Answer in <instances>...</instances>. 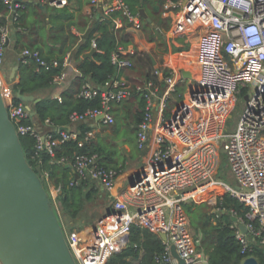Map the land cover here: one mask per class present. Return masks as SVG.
<instances>
[{
	"label": "built area",
	"instance_id": "built-area-1",
	"mask_svg": "<svg viewBox=\"0 0 264 264\" xmlns=\"http://www.w3.org/2000/svg\"><path fill=\"white\" fill-rule=\"evenodd\" d=\"M25 1L4 0L8 9L0 12L2 81L1 72L12 34L15 30H24L19 21L21 11L26 9ZM27 1L54 8H66L71 3L70 0ZM181 6L182 9L175 11ZM90 9L93 16L100 11L105 15L119 12L115 18L117 29L123 27L122 19L131 23L135 33L143 29L142 16L133 12L127 0H91ZM166 10L171 12L169 16L175 25L172 33L191 31L198 39V72L169 119L165 117L166 109L177 92V85L184 79L182 69L176 66L164 75L163 91L153 80L143 85L132 84L117 76L99 85L85 77L76 96L85 100L100 99V106L71 114L70 131L62 130L50 118L43 122L33 119L26 103L14 102V96L0 81L2 93L5 89L10 95L11 103L6 106L16 132L19 137L30 136L36 140L34 156L38 159L43 153L54 157L55 148L69 141H77L84 148L97 138V125L115 124L114 105L135 94L147 99L145 116L137 130V143L140 150L149 148L150 155L142 170L130 180L124 195L113 197L107 226L94 232L92 248L82 258L76 252L79 240L70 238V250L81 264H106L129 243L133 224L151 230L160 238L162 233L167 235V241L162 240L165 250L157 258L158 264H180L172 254V245L185 264H209L208 255L198 250V239L186 210V205L192 202L209 203L215 223L224 213L237 217L238 221L233 224L243 254L251 253L255 245L264 246V0H168ZM12 23L16 24L15 30ZM32 60L47 70L61 65L58 59L45 60L38 50L23 49L21 62L28 64ZM69 60L70 54L65 57L63 68ZM112 61L119 70L133 65L125 58L123 48L114 52ZM161 74L157 70L156 75ZM238 103H245V107L231 132L228 121ZM80 123L90 128L86 131L72 128ZM222 146L234 183L216 178ZM53 161L71 167L74 173L71 185L88 181L110 192L120 175L116 168L105 166L97 152H75ZM42 176L50 180L48 171ZM60 189L53 188L54 197ZM222 190L247 206L259 219V225L238 216L234 209H224ZM241 224L246 226L247 233L241 230Z\"/></svg>",
	"mask_w": 264,
	"mask_h": 264
},
{
	"label": "trees",
	"instance_id": "trees-1",
	"mask_svg": "<svg viewBox=\"0 0 264 264\" xmlns=\"http://www.w3.org/2000/svg\"><path fill=\"white\" fill-rule=\"evenodd\" d=\"M166 1L167 0H127L134 13H140V9L145 8L152 19L151 22H148L142 18L145 29L151 30L148 37L150 42H154L157 34L162 36L161 27L164 26L166 29L170 27L169 23L164 24L166 18L161 15ZM173 1L177 2L179 0ZM161 7L163 10L160 9ZM7 9L8 7L4 3V0H0V12L5 13ZM64 9L67 11L63 18L72 19L73 13L71 10L68 7ZM118 15H120L119 12L107 16L104 15V19H101L100 16L95 21L96 28L91 36L86 39L84 38L86 46H80L79 54L93 48L92 41L95 39V34L99 33V36L96 37V51L93 57L84 58L79 65V69L83 74V77H80L78 80L79 88L85 77H89L96 84L104 85L112 78L119 76L118 67L113 63L112 56L121 45L127 46L128 43L125 41V31L116 28L115 18ZM61 18L62 17L58 16L53 22H60ZM61 23L60 26L62 27L63 23ZM59 38L60 33H57L52 40H58ZM75 39L77 40L78 37H75ZM68 49L70 48L65 46L60 47L57 54L53 47L49 48L48 54H45L43 49L40 50L45 60L51 62L58 59L61 62L59 67L49 70L40 67L34 60L28 64H24L20 61L19 71L12 85V90L15 93L14 102H23L17 97L18 91H21L23 94H37L42 90L54 86L62 76L64 70L63 61ZM175 50L180 51L181 49L175 47ZM164 74L167 75L168 71H165ZM79 88L77 90H68L65 92L62 100L50 96L43 97L41 101L35 104V117L42 122L50 118L54 124L64 126L70 123V115L74 112L83 113L89 108L100 106V99L85 100L78 98L76 93ZM186 88L185 84L178 86L175 94L182 91L178 97V101L184 98L183 91H186ZM138 95L141 94H135L133 96L139 98L138 108L133 115V124L137 126H139L144 119L147 105L146 97L144 95L139 97ZM172 110L173 108L171 109V107L166 109V119L170 118ZM116 116L121 117L119 113H116ZM79 127L83 131L90 128L84 123H80ZM20 141L27 161L41 177L51 202L54 203V201H57L60 204L61 212L70 218L72 224L75 226L78 225L85 211L99 195L100 187L88 181H79L77 184L71 185V181L74 178L71 167L54 162L53 159L58 160L62 156L73 155L75 152L92 151L99 153L101 162L107 167L116 168L119 174L125 169L124 164L121 166H118L117 163L112 165V162H115V149L117 147L119 148V145L110 146L104 139L94 140L84 148H80L77 141H69L55 148L54 157L48 153H43L40 159L34 156L36 140L33 137L21 136ZM44 171L49 172L50 180L43 178L42 173ZM43 179L47 182L48 187ZM50 182L54 183L56 187L59 186L61 188L55 198L56 200H54L51 194L49 187ZM221 199V205L224 209H234L238 213V216L243 217L248 222L259 225L257 216L240 200L231 196L227 191L222 190ZM54 210L62 225L58 209L54 207ZM186 210L191 217V224L196 232L198 249L204 251L208 255L209 264H243L244 260L249 256H255L260 264H264L263 246L255 245L251 253H242L240 241L236 235V228L234 227L232 217L228 213H224L218 222L215 223V215L212 209H208V204L205 202H192L191 204H187ZM164 250V243L157 234L147 228H142L133 224L129 232V243L121 251L115 253L106 264H158L157 258L164 253Z\"/></svg>",
	"mask_w": 264,
	"mask_h": 264
},
{
	"label": "water",
	"instance_id": "water-1",
	"mask_svg": "<svg viewBox=\"0 0 264 264\" xmlns=\"http://www.w3.org/2000/svg\"><path fill=\"white\" fill-rule=\"evenodd\" d=\"M140 15L148 22L152 21L145 8L140 9ZM95 28L96 22L83 36L89 38ZM95 51V48L92 49L84 57L92 58ZM153 61L157 63L154 58ZM19 67L16 65L12 69L11 79H14ZM182 74L186 79L195 78L190 70H183ZM161 79L165 82L164 74H161ZM17 97L27 104L40 101L34 94H23L21 91L17 92ZM28 108L31 109L30 106ZM35 114L32 111V115ZM61 129L70 131L71 126L64 125ZM119 144L122 145L123 141H119ZM220 152H225L224 146ZM232 220L238 221L237 217H232ZM240 228L244 233L248 232L245 225L241 224ZM161 239L167 241V235L162 233ZM171 251L180 264H185L175 245H172ZM0 260L2 264H77L42 179L27 161L20 137L9 117L1 87ZM243 264L260 262L255 256H249Z\"/></svg>",
	"mask_w": 264,
	"mask_h": 264
},
{
	"label": "crops",
	"instance_id": "crops-1",
	"mask_svg": "<svg viewBox=\"0 0 264 264\" xmlns=\"http://www.w3.org/2000/svg\"><path fill=\"white\" fill-rule=\"evenodd\" d=\"M77 1L80 4L79 10L80 11L83 10L84 20H82L80 22L79 26H77L78 28L73 27V29L71 30L70 33L66 31L65 26H64V22H65L66 18H61L59 23L62 22L63 25H62V27H59V29L58 28L56 29L54 23L52 25H49V32H48V35H46V36H42V34H41V32L37 26L27 29V28H25V26L21 25L24 28L23 32H26L28 30L29 33L34 36L33 39H35V41H34L35 45H33V48H31V47H25V48H30L32 50H38V51L43 49L45 54H48L50 47L51 48L53 47L55 49L56 54H57L58 49L60 47L65 46V47L70 48V49H68V51L66 52V55H65V57H66L68 54H70L69 64H68V66H66L64 68L62 76L57 81V83L54 86H52L51 88L42 90L41 92L34 94L36 96V98L40 99V101L42 100L43 97H46V96H50V97H53L55 99L62 100L63 94L65 92H67L68 90H75V89L77 90L79 88V81L78 80L80 77H83L82 76L83 74H82L81 70L79 69V65L81 64L82 60L85 58L84 55L86 53L92 51V49H94L96 47V37L99 36V33L95 34V39H93V41H92V47L93 48L91 50L83 52L82 54H79L80 46L81 45L86 46V42L84 40L85 37L83 35L95 23L96 19H98L100 16H101L100 17L101 19H104L105 13L104 12L102 13V11H100L93 16L92 13L90 12V10H91L90 9V1L91 0H89L86 4L84 3V0H77ZM32 3H34V2H32ZM35 5L40 6L42 4L35 3ZM70 6H71V3L68 6L69 9H70ZM70 10L73 12V14H74V12H76L72 8ZM170 14H171V12L170 13L165 12V15H167V16H169ZM105 16H107V15H105ZM73 18L75 19L74 15H73L72 19ZM67 20H71V19H67ZM122 20H123V27H120L118 29L125 31V33H126L125 41L128 44H127V46L121 45L119 48H123L125 50V58L130 60L133 65L129 69H126V68L120 69V70L118 69V73H119L118 77H124L127 80H129L132 84H142L141 81L143 80V77L146 75V76H148L147 82L150 80L155 81L157 84H159L161 86L160 91H163L164 82L161 79V75L159 76L160 77L159 78L156 75V72H157V70H160L161 73L164 74L165 71H170L171 67L177 66V64H178V61L176 60L177 58L172 56L170 58V61H166V63H163V64L154 57L148 59L146 52L150 53L149 49H151V45H149L148 43H145L143 41V39L140 41V43H136L134 41V37L138 33L134 32V30L131 27V23H129V21L127 19H122ZM142 21H143V19H142ZM15 27H16V24L13 27L14 30H15ZM143 28H144V23H143ZM19 32H22V31H20V30L14 31V33L12 34V40L14 37H17ZM53 32L55 34L60 33V38L58 40H52L51 38H49L51 36L50 34ZM140 32L142 33L143 29ZM65 35H67V37H65ZM75 37H78V39L76 40ZM12 40H11V42H12ZM11 42H10V44H11ZM188 55L189 54H187V53L179 54L178 57H182V59H179V60L180 61L190 60L191 58H189ZM153 58L156 60L157 63H154ZM64 60H65V58H64ZM8 61L10 63L9 64L10 66H9V69L6 70L5 65ZM20 61H21V53L18 56H16L15 51H10L8 53V55L6 54V60H5L6 63H5L3 70H2L4 73V75H2V78L4 81L3 86L5 88H8L9 91L12 90V84H13L14 79L16 78V76L18 74V71H19V70L17 71L14 79H11L10 77H11L12 69L16 65H19ZM183 70H185V69H182V71ZM5 73H9L8 78H9L10 82H12V83L6 84ZM157 77H158V79H157ZM193 83H194L193 80L184 78L183 80H181L179 82V84L177 85V88H178V86L185 84L187 87L186 91H188V89L192 86ZM176 91H177V89H176ZM138 96L140 97L141 95H138ZM35 104H36V102L30 103V104L26 103L27 106L31 107V113H32V111H35ZM138 105H139V98H137V96H135V97H132L131 99L124 101L123 103L114 105L113 111H115L116 113H119V115L123 116V115L127 114L125 106H130L132 108H135L133 110V113H135V111L138 108ZM32 116H34L33 119L37 120L38 122H42L35 117L36 114L32 115ZM114 116H115V118L117 117L116 114ZM79 125L80 124L73 125L72 128H78ZM135 129H136V131L138 130L137 125H135ZM97 130H98V133H101L100 137H102V138H100L98 136L99 134H97V138L95 140L104 139V141L107 144H109L110 146L113 145L112 135L114 134V132H111L109 129L104 130L103 127H99V126L97 127ZM119 141H123V144L120 145ZM117 144L119 145V148L117 147L115 149V152H116L115 158H114L115 162H112L113 163L112 165H115L117 163L118 166H121L124 164V166H125L124 171L119 175L117 182H116V185L112 189V191L108 192V191L103 190L101 187L99 188L100 189L99 195L91 203L92 206H94L93 214L90 217H88V218L92 217L94 220L91 221L90 219L85 218V220H83L84 223L81 225L83 228L82 227H79V228L73 227L71 229V237L74 236L80 242V247L77 248L76 252L81 258L86 253V251H89V249L92 248V240L94 237V232L100 228L107 226L106 225L107 221H108L107 216L112 212V202L114 200L113 197L118 196V195H124L125 189H126L127 185L129 184L130 180L133 177H135L142 170V168L145 166V164L148 160V157L150 155V151H149L150 149L149 148L147 150H140L138 147V143H137V147L140 150L139 156L141 157L142 160L141 161L140 160L135 161V159H132V157H130V158L128 157L129 155L127 153L131 152V150H130V147L127 146V144L125 143L124 140H118ZM124 149H126L128 152L127 153L124 152ZM73 175H74V173H73ZM49 187H50V191H52L53 188L56 187V185L51 182ZM105 192H107V194H105ZM115 193H118V194L114 195ZM100 205H101V207H100ZM103 205H104V207H103ZM202 252H204V251H202ZM76 259L79 261L78 257H76ZM0 264H2L1 260H0Z\"/></svg>",
	"mask_w": 264,
	"mask_h": 264
},
{
	"label": "rangeland",
	"instance_id": "rangeland-1",
	"mask_svg": "<svg viewBox=\"0 0 264 264\" xmlns=\"http://www.w3.org/2000/svg\"><path fill=\"white\" fill-rule=\"evenodd\" d=\"M89 0H84V3L86 4ZM168 1V0H167ZM166 3L164 4V10L161 7L160 9L163 10L161 15L162 17L166 18V21H164L165 23H169L170 27L169 29H166V27H161L162 29V36L161 35H156L155 36V40L154 42H150L148 40L149 34L151 30H146L145 27L143 28V32L138 33L135 35L134 37V41L136 43H140V41L143 39V41L145 43H148L149 45H151V49H149L150 53H147V58L150 59L152 57L156 58L157 60H159L162 64L166 63V61H170V58L176 57L178 64H177V68L178 69H185V70H190L195 76L196 73L198 72V63H197V50H198V44L197 41L198 39L195 37V34L191 31L188 32H183L180 34H175L172 33V28L173 26V18L172 16H167L165 15L166 10ZM26 4V9L22 10V18L19 21V25L25 26V28H32V27H38L42 36H46L48 35L49 32V25H52L54 22V19L57 16L60 17H64V15L66 14V9L63 8H54L51 7L49 5H40L37 6L35 5V3L29 2V1H25ZM75 10L76 12H74V17L75 19H71V20H67L65 19L64 22V26L67 32H71V30L73 29V27L78 28L77 26H79L80 22L82 20H84V14H83V10H79L80 9V4L77 0H73L71 1V6L70 9ZM182 9L181 7H178L175 9V11ZM72 12V11H71ZM73 13V12H72ZM165 15V16H164ZM56 29L60 26V23H54ZM14 23L11 24V27H14ZM26 30V29H25ZM199 34V32H197V35ZM51 36L49 38L53 39L55 33H51ZM63 37V36H62ZM65 37H67V35H65ZM64 37V38H65ZM34 36L31 35L29 33V31L27 30L26 32H19L17 37H14L11 44L7 47V55L10 51H15L16 56H18L25 47H31L33 48V45H35L34 41L35 39H33ZM48 38V39H49ZM37 45V44H36ZM175 47L178 49H181L180 51H176ZM182 53H187L189 54V58H191L190 60H185V61H180L179 59H182V57H178L179 54ZM6 63V62H5ZM9 61L6 63L5 68L6 70L9 69ZM130 67L126 68L129 69ZM123 72V71H122ZM2 75H4L3 71L1 72ZM8 74L9 73H5V82L6 84L8 83H12L10 82L9 78H8ZM145 74V73H144ZM1 83L3 84L4 81H2L0 79ZM194 81V80H193ZM142 84H146L147 83V76L145 75L143 77V80L141 81ZM13 85V84H12ZM184 95L186 94L187 91H183ZM11 95L14 96V91L11 90L10 91ZM182 93V91L178 92V94H174L171 98V100L169 101L168 107H171V109L173 108V110L175 109L176 105L178 102V97L179 95ZM3 95H4V99L7 103V105H9L11 103V99H10V95L8 94V90L3 89ZM245 107V103H238L233 114L232 117L229 119L228 121V126H229V131L233 132L235 130V127L238 124V121L240 119V115L243 112ZM126 109V113L127 115H123L121 117H116V122L115 124H111V125H104V124H99L97 125V127H103L104 130L109 129L111 132H114V134L112 135V139H113V145H117V141L118 140H124L125 143L127 144V146L130 147L131 152L127 153L128 151L126 149H124V152H126L130 157H132V159H135V161L137 160H142L140 155V150L137 147V131L135 129V125L133 124V110L135 108H132L130 106H125ZM112 113L115 115L116 112L112 111ZM50 128V127H49ZM48 129V131H50V129ZM99 137L101 136V133H98ZM102 138V137H100ZM124 154V153H123ZM216 178L220 181H226V182H230V183H234V178L230 172V168H229V161H228V157L227 154L224 153H220L219 155V169H218V173L216 175ZM45 181V179H43ZM47 187L48 184L45 181ZM52 194V193H51ZM105 194H107V192H105ZM53 196V194H52ZM57 197V196H56ZM54 200H56L55 198ZM204 201V200H203ZM205 203H207L205 201ZM208 204V209H212L211 205L209 203ZM51 207L54 209V207L56 209H58L59 213H60V220L62 222V228L64 230V233H66L67 235V239L68 242L70 241L71 238V229L74 227H82L81 225L84 223L83 220H85V218L90 219L91 221H93L94 219L88 218L93 214L94 211V206H90L84 213V216L81 218V221L78 222V225H73L72 221L70 218H68L66 215H64L61 212L60 209V204L57 201H54V203L51 202ZM101 207V205H100ZM104 207V205H103ZM97 209V208H96ZM55 211V210H54ZM191 220V217H190ZM72 224V226H71ZM76 224V223H75ZM192 226V224H191ZM83 228V227H82ZM192 229L195 232L194 227L192 226ZM76 263L80 264V262L76 259Z\"/></svg>",
	"mask_w": 264,
	"mask_h": 264
}]
</instances>
